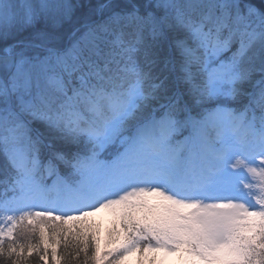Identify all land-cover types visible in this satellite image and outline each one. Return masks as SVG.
<instances>
[{
  "label": "snow or ice",
  "instance_id": "6c2138e0",
  "mask_svg": "<svg viewBox=\"0 0 264 264\" xmlns=\"http://www.w3.org/2000/svg\"><path fill=\"white\" fill-rule=\"evenodd\" d=\"M33 261L264 264V0H0V264Z\"/></svg>",
  "mask_w": 264,
  "mask_h": 264
},
{
  "label": "rangeland",
  "instance_id": "374dc122",
  "mask_svg": "<svg viewBox=\"0 0 264 264\" xmlns=\"http://www.w3.org/2000/svg\"><path fill=\"white\" fill-rule=\"evenodd\" d=\"M49 183H51V181ZM37 210H39V209H37ZM93 219L98 220V221H102L106 225L107 221L110 219V217L108 216V214L106 212H100V213H97Z\"/></svg>",
  "mask_w": 264,
  "mask_h": 264
},
{
  "label": "trees",
  "instance_id": "16d2710c",
  "mask_svg": "<svg viewBox=\"0 0 264 264\" xmlns=\"http://www.w3.org/2000/svg\"><path fill=\"white\" fill-rule=\"evenodd\" d=\"M33 264H34V261H33Z\"/></svg>",
  "mask_w": 264,
  "mask_h": 264
}]
</instances>
